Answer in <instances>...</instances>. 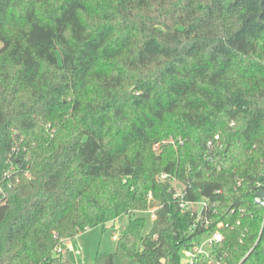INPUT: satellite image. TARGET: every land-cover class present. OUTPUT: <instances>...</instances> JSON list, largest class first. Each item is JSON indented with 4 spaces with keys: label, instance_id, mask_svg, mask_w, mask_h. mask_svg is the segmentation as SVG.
I'll use <instances>...</instances> for the list:
<instances>
[{
    "label": "trees",
    "instance_id": "16d2710c",
    "mask_svg": "<svg viewBox=\"0 0 264 264\" xmlns=\"http://www.w3.org/2000/svg\"><path fill=\"white\" fill-rule=\"evenodd\" d=\"M0 41V264L124 216L93 264H181L173 180L223 223L193 264H264V0H0Z\"/></svg>",
    "mask_w": 264,
    "mask_h": 264
},
{
    "label": "built area",
    "instance_id": "2783aa9c",
    "mask_svg": "<svg viewBox=\"0 0 264 264\" xmlns=\"http://www.w3.org/2000/svg\"><path fill=\"white\" fill-rule=\"evenodd\" d=\"M219 139V134H215L213 139H210L207 142V146H211L213 141ZM171 143H174L173 139H170ZM178 143H182V139H177ZM159 143L154 145V149L159 147ZM167 174H160L158 180L165 179ZM173 186V199L176 201L180 210L188 211L192 217L193 221L189 227V231L195 232L200 230L201 234L199 235L198 241L194 243V245L190 249H184L183 255L185 256V264H193V261L198 256H209L212 247L216 243H220L223 241V233L220 228L223 226V223H218L215 229H210V216L214 214L216 211V202L211 201L208 198H201L198 200H189L185 198L186 190H180L176 187L174 180L172 181ZM264 190V183L257 182L256 190L254 193L253 201L255 204L260 206L263 210L262 219L260 223V233L264 229V197L257 195V191ZM148 198H150V193L148 194ZM148 211L151 212L152 219L155 218L154 207L149 208ZM239 224V222H237ZM228 226V225H225ZM117 235H113V239L115 240ZM62 239L59 240V243L54 248V253L56 255H60L63 253V244ZM65 242V241H64ZM214 264H222L220 261L215 262Z\"/></svg>",
    "mask_w": 264,
    "mask_h": 264
},
{
    "label": "rangeland",
    "instance_id": "374dc122",
    "mask_svg": "<svg viewBox=\"0 0 264 264\" xmlns=\"http://www.w3.org/2000/svg\"><path fill=\"white\" fill-rule=\"evenodd\" d=\"M2 42L0 41V48ZM144 218L143 233L146 234L152 224V216L150 211L137 212ZM127 216L122 217L119 221L108 222L104 227L97 226L88 228L76 236L63 242L61 253V261L68 264H93L94 257L97 253H108L115 249L117 240L113 239V235L119 236L125 223ZM185 256H181V264H185Z\"/></svg>",
    "mask_w": 264,
    "mask_h": 264
},
{
    "label": "water",
    "instance_id": "95a60500",
    "mask_svg": "<svg viewBox=\"0 0 264 264\" xmlns=\"http://www.w3.org/2000/svg\"><path fill=\"white\" fill-rule=\"evenodd\" d=\"M257 195L264 197V190L257 191ZM65 264H68V263H65Z\"/></svg>",
    "mask_w": 264,
    "mask_h": 264
}]
</instances>
